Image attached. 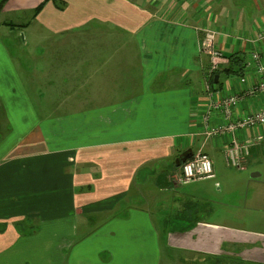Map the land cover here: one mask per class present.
I'll return each instance as SVG.
<instances>
[{
	"label": "crops",
	"instance_id": "obj_1",
	"mask_svg": "<svg viewBox=\"0 0 264 264\" xmlns=\"http://www.w3.org/2000/svg\"><path fill=\"white\" fill-rule=\"evenodd\" d=\"M43 1L0 9L30 15L0 22V264H264V231L233 225L227 200L247 174L224 149L250 132L207 134L227 124L208 113L211 94L244 87L227 66L209 74L201 52L204 29L225 56L264 52V0H50L34 17ZM262 107L263 93L241 95L228 121ZM21 113L33 126L14 134ZM260 146L246 166L264 159ZM198 151L212 176L178 184ZM251 201L262 214L264 181Z\"/></svg>",
	"mask_w": 264,
	"mask_h": 264
},
{
	"label": "built area",
	"instance_id": "obj_2",
	"mask_svg": "<svg viewBox=\"0 0 264 264\" xmlns=\"http://www.w3.org/2000/svg\"><path fill=\"white\" fill-rule=\"evenodd\" d=\"M216 33L212 30H202L201 52L209 59L208 72L215 74L229 64V58L223 55L220 51L214 48ZM258 42L264 43V31L258 35ZM255 67V75L257 78L249 84L243 79L242 75L239 78L243 87L238 94L228 97H214L219 96L218 93H212L210 103L207 108L208 113L218 110L223 114L227 124L216 126L208 129V136L222 135L225 132L233 134L237 130L249 131V137L245 139H238L232 136L224 149V155L227 164L236 169H244L246 159L250 156L251 149L263 139L264 133V107L246 112L240 116L236 121L230 120L233 109L236 108L241 100V95L252 98L257 94H264V52L256 49L246 57L244 70ZM216 91V90H215ZM213 174V167L210 158L198 151L182 163L179 167L178 177L176 182L180 185H186L194 181L209 178Z\"/></svg>",
	"mask_w": 264,
	"mask_h": 264
},
{
	"label": "rangeland",
	"instance_id": "obj_3",
	"mask_svg": "<svg viewBox=\"0 0 264 264\" xmlns=\"http://www.w3.org/2000/svg\"><path fill=\"white\" fill-rule=\"evenodd\" d=\"M19 18L20 19H0V22H10L11 20H13V22H17V20H20L21 24H24L30 20V15H29V13H27V14H24L22 16H19ZM29 31L23 32L24 37H25L24 40L26 39V46L24 48H25V53H27V54H31V41H30ZM24 40H23V42H24ZM20 41H22L21 36H20ZM7 43H8V41H7ZM7 46L9 47L10 52L13 56V62L15 61V58L19 62H22L23 60H25L24 52H18L16 50V45L9 42V45L7 44ZM43 90H45V89L43 88ZM19 118L23 119V123L21 125H19L18 129L14 130L13 133L14 134H16L17 132L27 133L33 126V120L28 117L27 113L19 114ZM18 135H14L13 137H16ZM263 141H264V136H263V139L260 142H258L261 144L260 150H262V151L264 150V144H263L264 142ZM247 162H248V160L246 159V163ZM245 166H246V164H245ZM244 168H246V169H244V173L247 174V180H246V182H245V180L244 181L238 180V183H237L238 185L240 184V187L242 186V191L240 190V192H239V190H238V194H236L237 196H235V198L227 199L231 202L230 203L231 205L229 207H230V210L232 211V213L238 214V216H239L238 219L232 218L231 223L233 225H236L243 218L244 222L247 225L244 227H241V228L250 229V230L259 229V230L264 231V212L259 215L258 212L256 211V208L252 207L254 205V202L252 205V201H251V200L254 201L256 191L258 190V188H260V182L264 181V159L260 160L259 157L255 156L254 158H252L250 165H248ZM258 170H260V172H262V174L259 172L261 174V176L253 178L252 174L254 172H257ZM241 183H242V185H241ZM246 198L248 199V201H247V207L245 209ZM157 230L159 231V237L162 238L164 233L162 231H160L159 228ZM161 250H162V252L165 250L169 251V249H167L165 247V241L164 240L161 242ZM229 264H245V263H242L239 260H234Z\"/></svg>",
	"mask_w": 264,
	"mask_h": 264
},
{
	"label": "trees",
	"instance_id": "obj_4",
	"mask_svg": "<svg viewBox=\"0 0 264 264\" xmlns=\"http://www.w3.org/2000/svg\"><path fill=\"white\" fill-rule=\"evenodd\" d=\"M6 1L7 0H1L0 1V9L2 8V6L4 5V3ZM48 1H50V0H44L38 7H36L34 9V11H33V16L34 17L41 11V9L45 5V3H47ZM51 1H53L55 4L58 3L57 0H51ZM60 4H62V3H60ZM6 25L14 27V25H12V24H7L6 23ZM228 58L230 60L229 64H228V66L225 69H223L224 70L223 72L226 73V74H233V75H239V76L243 75L244 64H245V60H246L245 55L244 54H234V55L229 56ZM188 159H186V160H188ZM185 161H183L182 163H184Z\"/></svg>",
	"mask_w": 264,
	"mask_h": 264
},
{
	"label": "water",
	"instance_id": "obj_5",
	"mask_svg": "<svg viewBox=\"0 0 264 264\" xmlns=\"http://www.w3.org/2000/svg\"><path fill=\"white\" fill-rule=\"evenodd\" d=\"M217 78V77H216ZM215 80H217V79H215ZM255 176H258V175H252V177L254 178Z\"/></svg>",
	"mask_w": 264,
	"mask_h": 264
},
{
	"label": "bare ground",
	"instance_id": "obj_6",
	"mask_svg": "<svg viewBox=\"0 0 264 264\" xmlns=\"http://www.w3.org/2000/svg\"><path fill=\"white\" fill-rule=\"evenodd\" d=\"M228 57V56H227ZM244 73V72H243Z\"/></svg>",
	"mask_w": 264,
	"mask_h": 264
}]
</instances>
